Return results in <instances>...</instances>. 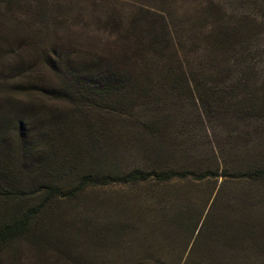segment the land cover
<instances>
[{
    "label": "rangeland",
    "instance_id": "rangeland-1",
    "mask_svg": "<svg viewBox=\"0 0 264 264\" xmlns=\"http://www.w3.org/2000/svg\"><path fill=\"white\" fill-rule=\"evenodd\" d=\"M200 1L159 4L181 39L199 38L209 29ZM140 3L17 0L0 7V185L36 191L44 183L69 187L92 167L107 171L156 162L200 171L264 160V129L237 117L239 90L228 94L233 95L223 112L205 111L197 91L217 85L203 70L173 83L160 75L140 78L134 106L126 109L107 106L108 96L72 94L75 83L66 69L48 63L50 47L70 59L78 53L122 57L123 47L107 37L108 29L81 26L103 11L118 19ZM199 41L188 49L202 55ZM199 57L188 58L187 73L202 63ZM147 79L155 81L150 97L144 95ZM150 119L157 121L154 133L144 128ZM38 197L0 198V221ZM35 226L48 237L39 252L61 264H75L77 257L96 264H154L156 258L168 264H264V183L208 176L88 187L73 200L51 204ZM33 244L27 237L16 240L5 249L3 264H27L38 251Z\"/></svg>",
    "mask_w": 264,
    "mask_h": 264
},
{
    "label": "trees",
    "instance_id": "trees-1",
    "mask_svg": "<svg viewBox=\"0 0 264 264\" xmlns=\"http://www.w3.org/2000/svg\"><path fill=\"white\" fill-rule=\"evenodd\" d=\"M16 1L0 0V7H8ZM163 1L165 0H141L134 11L118 19L110 12L103 11L99 17H89L88 23L81 26L85 28L83 31L86 27L91 28L88 30L93 32L101 30L102 33L108 29L107 37H110L113 43L122 45L124 50L122 57L111 55L109 58H101L76 52L78 56L70 59L50 47L45 50L48 63L58 62L66 69L75 83L71 90L72 94L91 99L108 96L107 106L120 104L126 109H132L134 106L133 91L140 83V78L160 75L164 77L166 83L170 81L173 83L179 77L185 78L189 74H198L203 70L202 72L217 85L207 89L208 91H205V88L201 91L197 89V99L205 111L223 112L226 106L230 105L226 99L232 98L233 95L229 97L228 94L239 90V95H242L235 103L237 117L248 118L253 124L264 129V0H201L202 12L205 15L202 19L209 29L199 38L190 35L184 39H181L178 30L171 31L164 10L159 7ZM62 24L64 30V26L67 25L63 21ZM197 39H200L203 47L202 55L198 54L197 48L194 52L188 49V43L192 41L195 44ZM135 52L139 58L134 60ZM197 55L200 56L202 63L199 62L195 71L187 73L185 62H188V58L196 59ZM147 80V85L143 88L144 95L150 97L154 94L155 81ZM175 86L177 87L171 85L170 88ZM65 92L68 94V91ZM212 102L216 105L214 106ZM156 123V120H147L144 128L149 133H154ZM160 164L155 162L148 167L133 166L129 169L116 168L107 171L92 167L81 173L76 182L69 187L44 183L34 191L0 185V198L3 199L31 200L39 195L35 202L29 204L18 215L0 221V264L5 260V249L23 237L32 239L34 248L38 249L32 251L27 264H61L60 259L48 260L44 251L39 252L48 237L46 233L37 232L35 225L51 204L59 200H73L88 187L136 184L148 180L157 182L187 178L202 180L208 176L264 183V160L239 168L217 167L215 170L200 171L185 167L182 169L165 167ZM37 254L44 258L36 262ZM154 261V264H168L160 258ZM73 262L96 264V261L80 257Z\"/></svg>",
    "mask_w": 264,
    "mask_h": 264
}]
</instances>
